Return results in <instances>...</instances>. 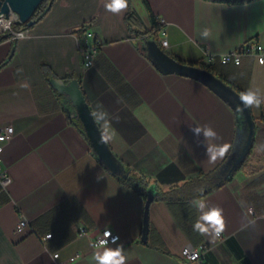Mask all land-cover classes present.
<instances>
[{
  "label": "crops",
  "instance_id": "1",
  "mask_svg": "<svg viewBox=\"0 0 264 264\" xmlns=\"http://www.w3.org/2000/svg\"><path fill=\"white\" fill-rule=\"evenodd\" d=\"M106 2L53 0L27 29L16 24L13 30L25 38L0 42V130L13 128L0 144L1 169L10 177L5 188L0 184V264H96L90 244L104 229L119 236L126 264H187L179 255L186 245L205 248L206 264H264V103L249 108V162L225 180L227 159L246 144L245 130L237 144L243 126L236 112L202 82L156 68L143 49L154 39L141 34L155 20L167 47L158 33L155 42L165 52L211 67L235 92L251 89L264 102V65L250 56L238 66L219 62L250 41L264 50V0H128L119 14L106 11ZM130 11L140 29L127 26ZM86 28L103 41L91 68H84L79 50ZM204 29L208 38L201 36ZM52 79L77 80L100 133L112 136L106 143L111 154L155 185L145 243V200L94 157ZM197 126L217 135L196 136L191 128ZM224 143L229 152L209 163L208 147L215 151ZM201 174H214L216 188L190 198L179 186ZM198 199L223 209L226 228L219 239L193 230ZM21 219L31 231H14ZM45 234L51 237L42 244L36 235Z\"/></svg>",
  "mask_w": 264,
  "mask_h": 264
},
{
  "label": "water",
  "instance_id": "2",
  "mask_svg": "<svg viewBox=\"0 0 264 264\" xmlns=\"http://www.w3.org/2000/svg\"><path fill=\"white\" fill-rule=\"evenodd\" d=\"M41 1L42 0H0V14L6 16L10 11L14 12L19 17L17 24H27L28 26H31L33 23L31 17ZM143 49L148 52L152 63L161 72L194 78L205 84L218 96L225 100L235 112H237L238 108L240 109L244 120L243 129L241 131L239 130V139L237 140V144H239L243 136V130L246 131V144L241 151L238 148H235L225 163L223 168V172L225 173L224 179H229L232 173L240 167L252 145L254 130L249 108L243 107L239 100V94H237L232 88L228 87L217 76L206 70L182 65L174 61L158 47L154 40L149 43H145ZM50 84L64 98L65 101L70 103L73 111L80 119L88 139L87 142L94 157L98 159L99 163L112 174L122 173L123 166L111 154L106 143L101 142V133L92 118L77 80L73 79L65 83L63 80L53 79L50 80ZM69 114H73V112H68V115ZM155 194V185H149L145 190L144 217L141 234V241L143 243L146 242L148 233V207L154 200Z\"/></svg>",
  "mask_w": 264,
  "mask_h": 264
},
{
  "label": "clouds",
  "instance_id": "3",
  "mask_svg": "<svg viewBox=\"0 0 264 264\" xmlns=\"http://www.w3.org/2000/svg\"><path fill=\"white\" fill-rule=\"evenodd\" d=\"M105 10L111 12L113 14H119L123 10L128 7V0H107L104 4ZM19 17L15 13H10L7 19L4 18L2 14H0V26L3 27L5 31H10L12 23L14 21H18ZM16 38L23 39L25 38V34L23 32H16ZM210 32L208 29H204L201 33V36L204 38H208ZM222 62H227L226 57H221ZM258 62L261 65H264V57L258 58ZM239 63V60L236 61ZM27 87V85H23ZM239 100L241 105L245 108H251L253 106L259 108L262 102L261 99L258 98L256 92L251 89H247L239 93ZM238 110H240L238 108ZM95 116V113L93 114ZM106 116V114H104ZM191 131L194 135L199 136L201 132L204 133L205 138L215 137L217 133L209 126H197L191 128ZM7 132L11 134L13 129H7ZM11 138L10 136L8 137ZM5 139L4 136H0V141ZM110 139H112L111 135H106L105 132L101 133V142L107 143ZM231 145L228 143H224L219 145L218 148L214 151L212 146H209L207 149V155L209 163H215L217 159H222L229 152ZM2 151V149H0ZM193 203L196 205L198 210L200 211L199 219L193 224V230L202 234L211 236L213 239H219L224 233L226 228L225 217L223 215V209L219 206H211L208 207V204L203 199L194 200ZM207 208V211L204 209ZM251 212V209H249ZM21 229L23 225L19 226ZM119 236H112L110 230L106 229L101 236L97 238V240L90 244V247L94 250L91 256V259L96 262V264H126V257L123 254V245L118 243ZM110 244L116 245L115 248L110 247ZM56 257H54L55 259ZM196 259V256L192 257Z\"/></svg>",
  "mask_w": 264,
  "mask_h": 264
},
{
  "label": "trees",
  "instance_id": "4",
  "mask_svg": "<svg viewBox=\"0 0 264 264\" xmlns=\"http://www.w3.org/2000/svg\"><path fill=\"white\" fill-rule=\"evenodd\" d=\"M206 1L221 2V3H226V4H236V3L239 4V3L249 2V1H252V0H206ZM52 2H53V0H42L41 1V3L39 4V6L37 7V9L35 10L34 14L31 17V20L33 21L32 25L34 23H36L37 21H39L47 13V11L49 10ZM125 22H126L127 26L130 27V29L132 27L136 28V29H140V24L138 22V19L133 14V12H131V11L128 12L127 15L125 16ZM18 26L23 27V29H27L28 27H30L27 24H20V25L18 24ZM159 30H160L159 24L155 20H153L151 28L148 29L147 31H144V32L142 31L141 34H149L154 39V41H156L155 37H156V34L158 33ZM9 38H10L9 34L0 33V42L4 41L6 39H9ZM159 48L162 49L161 47H159ZM162 51L168 57L173 59L174 61H176V62H178V63H180L182 65H187V66H190V67L206 70V71L214 74L215 76H217L222 82L225 83V81L220 76L216 75L213 72L211 67L206 66V65H204L202 63H197V62H190V63L182 62V61L176 59L175 57L171 56L167 52H165L163 49H162ZM145 52H146V55L148 56V58L151 60L148 52L146 50H145ZM4 63H5V61L3 63H1L0 66L3 65ZM63 81L64 82H68L69 80H65L64 79ZM236 93L239 94L240 91H237ZM57 95L60 98L61 105L63 106V108L67 112L68 119L78 128V130H80V132L83 134V136L88 141V139L86 137V134H85V131H84V127H83L80 119L76 115V113L73 111V108H71L70 111H68L65 108V106H64V102H63L64 98L58 92H57ZM68 112L69 113L73 112V114H69L68 115ZM250 117H251V115H250ZM236 120H237L238 128L240 129L243 126L244 117L241 114V111L238 110V109H237V112H236ZM260 120L264 121V116L262 114L260 116ZM250 157H251V147H250L249 152H248L247 156L245 157L244 161L242 162V164L240 165V167L236 171H238L240 169H243L246 166L247 162H249L248 160L250 159ZM122 168H123V172L122 173H117V174H114V175L121 182H123L125 185L133 188L145 200V190L150 185V183L148 181H146L143 177L132 173L128 168H125V167H122ZM213 178H214V174H207V175H202L201 174V175H199L198 177H196L194 179L192 178V179L186 180L181 186H179V188L181 189V191L185 195L186 194L187 195L191 194V195H189L190 198H196V197L205 195L209 191H211V190L216 188V186L213 185ZM203 186H205V190L203 189ZM164 196L166 197L167 194H165Z\"/></svg>",
  "mask_w": 264,
  "mask_h": 264
},
{
  "label": "built area",
  "instance_id": "5",
  "mask_svg": "<svg viewBox=\"0 0 264 264\" xmlns=\"http://www.w3.org/2000/svg\"><path fill=\"white\" fill-rule=\"evenodd\" d=\"M10 13H14V12H9L6 16H4L5 19H7L9 17ZM16 14V13H15ZM17 15V14H16ZM17 24V21H14L12 23L11 26V30L10 31H5L3 29L2 26H0V33H7L10 35L11 39H16L15 37V33L16 32H23V31H14L13 30V25ZM24 33V32H23ZM159 34V42H160V46L162 48L167 47V41L165 39V31L163 29V27L160 28V30L158 31ZM103 45V41L101 40V38L90 28H86L83 29V37H82V45L80 46L79 50L80 53L82 55V60H83V66L84 68H91L94 65V60L95 57L99 51V49L102 47ZM226 57L227 58V62H222L221 57ZM244 56H250L253 57L257 62H258V58L260 57H264V50L263 47L255 42V41H250L248 43H246L245 45H243L242 47H240L237 50L225 53L221 56H219V62L222 65H228V64H232L235 66H238L240 64L241 58ZM239 60V63L237 64L236 61ZM259 63V62H258ZM13 129L11 126H7L5 128H3L2 130H0V136H4L5 139L3 141H0V144L3 142H6L9 140V136L12 137L13 132L11 134H9L7 132V129ZM1 149V146H0ZM10 182V177L7 174V172L5 170L1 169V151H0V184L3 188H5L8 183ZM23 225L22 229L19 227ZM29 228V230L31 231L30 225L29 223L25 220V219H21L17 222V224L15 225L14 231L16 233L23 231L24 229ZM106 229L102 230L92 241L95 242L97 240V238L99 236L102 235V233L105 231ZM110 230V229H108ZM111 231V230H110ZM83 233V231L81 230L78 234L81 235ZM112 236H118L117 234H115L114 232H112ZM38 237V239L42 242V244L45 243V241H47L50 237L51 234H45L43 236H39L36 235ZM205 252L206 249L205 248H199V249H195V248H191L190 246L186 245L183 246L180 250V257L181 259H183L187 264H206L204 262V257H205ZM196 256V259H193L192 257ZM52 257H58V253H54L52 254ZM80 255L77 254L75 256H73L72 258H70V261L75 260L76 258H79ZM55 258V259H56Z\"/></svg>",
  "mask_w": 264,
  "mask_h": 264
},
{
  "label": "flooded vegetation",
  "instance_id": "6",
  "mask_svg": "<svg viewBox=\"0 0 264 264\" xmlns=\"http://www.w3.org/2000/svg\"><path fill=\"white\" fill-rule=\"evenodd\" d=\"M63 102H64V106H65V108H66L68 111H70V109L72 108V107L70 106V103H69L68 101H64V100H63Z\"/></svg>",
  "mask_w": 264,
  "mask_h": 264
},
{
  "label": "rangeland",
  "instance_id": "7",
  "mask_svg": "<svg viewBox=\"0 0 264 264\" xmlns=\"http://www.w3.org/2000/svg\"><path fill=\"white\" fill-rule=\"evenodd\" d=\"M17 28L16 24L13 25V29Z\"/></svg>",
  "mask_w": 264,
  "mask_h": 264
}]
</instances>
